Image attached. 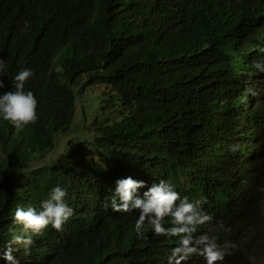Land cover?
<instances>
[{
    "label": "clouds",
    "instance_id": "clouds-1",
    "mask_svg": "<svg viewBox=\"0 0 264 264\" xmlns=\"http://www.w3.org/2000/svg\"><path fill=\"white\" fill-rule=\"evenodd\" d=\"M23 1L21 16L3 9L0 15L5 28L18 30V49L32 65L39 46L34 36L45 37L55 26L58 38L70 43L65 11L74 0ZM260 1L236 20L228 38L226 24L214 26L216 18L190 16L180 26L181 43L168 59L180 71L175 92H168L169 115L130 125L124 115L110 120L98 110L88 115V126L73 119L53 132L51 146L27 161L28 179L4 199L10 234L0 243L5 264H19L14 244L25 255L31 246L39 251L42 239L47 249L53 241L62 248L82 234L79 214L99 211L136 217L132 228L141 244L131 257L135 264H235L245 254L251 235L243 214L264 165ZM33 75L31 67H20L11 87L0 91V121L16 129L36 122L38 100L25 88ZM161 99L158 94L155 103ZM104 131L108 143L98 140ZM68 133L72 139L55 155Z\"/></svg>",
    "mask_w": 264,
    "mask_h": 264
},
{
    "label": "trees",
    "instance_id": "trees-1",
    "mask_svg": "<svg viewBox=\"0 0 264 264\" xmlns=\"http://www.w3.org/2000/svg\"><path fill=\"white\" fill-rule=\"evenodd\" d=\"M74 0L65 11L69 25L66 44L56 28L45 37L34 36L37 57L29 64L18 49L17 29L5 28L0 15V60L4 69L0 80L6 90L20 67H31L34 75L25 82L37 97L38 119L21 129L0 121V243L9 239L6 196L17 190L16 183L28 179V162L41 149L49 148L52 134L73 119L88 126V113L100 111L113 119L125 116L136 125L154 115H169L174 108L168 92H175V76L180 73L168 62L182 38L180 26L190 16L216 18L214 26L226 24V35L260 0ZM27 2L10 6L0 0V9L14 17L26 12ZM209 5V6H208ZM72 49L78 51L71 54ZM151 85L154 86L151 89ZM162 95L159 103L156 96ZM76 115V116H75ZM99 115V114H97ZM102 130H99L101 132ZM110 141L104 131L98 138ZM84 230L68 239L62 248L42 239L40 250L31 246L27 255L13 245L19 264H135L131 257L141 244L133 232L135 216L79 214ZM248 221L247 250L235 264H252L264 257V165L250 191V203L243 214ZM14 226L12 228H15ZM146 228L145 232H147ZM133 251V252H130ZM130 252V253H128ZM128 253V254H127ZM131 259V260H130ZM120 260V262L118 261ZM0 264L5 262L0 259Z\"/></svg>",
    "mask_w": 264,
    "mask_h": 264
},
{
    "label": "rangeland",
    "instance_id": "rangeland-1",
    "mask_svg": "<svg viewBox=\"0 0 264 264\" xmlns=\"http://www.w3.org/2000/svg\"><path fill=\"white\" fill-rule=\"evenodd\" d=\"M225 48L227 50V48H228L227 45H226ZM236 59H237V57H236ZM88 115H89V113H88ZM70 139H72V134L71 133H68V134L62 136L58 140V143H60V146L58 147L57 150H55L54 154L55 155L59 154L62 151L64 144L67 143ZM47 158H48V156H46V159ZM251 262H252V264H264V257L251 259Z\"/></svg>",
    "mask_w": 264,
    "mask_h": 264
}]
</instances>
